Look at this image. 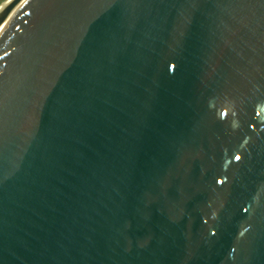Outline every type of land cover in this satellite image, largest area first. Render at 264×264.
<instances>
[{"label": "water", "instance_id": "1", "mask_svg": "<svg viewBox=\"0 0 264 264\" xmlns=\"http://www.w3.org/2000/svg\"><path fill=\"white\" fill-rule=\"evenodd\" d=\"M0 264H264V0L3 9Z\"/></svg>", "mask_w": 264, "mask_h": 264}, {"label": "bare ground", "instance_id": "2", "mask_svg": "<svg viewBox=\"0 0 264 264\" xmlns=\"http://www.w3.org/2000/svg\"><path fill=\"white\" fill-rule=\"evenodd\" d=\"M16 0H6L5 2L0 4V12L5 9L6 7H8L9 5H11L13 2H15Z\"/></svg>", "mask_w": 264, "mask_h": 264}, {"label": "rangeland", "instance_id": "3", "mask_svg": "<svg viewBox=\"0 0 264 264\" xmlns=\"http://www.w3.org/2000/svg\"><path fill=\"white\" fill-rule=\"evenodd\" d=\"M4 1H6V0H0V4L3 3Z\"/></svg>", "mask_w": 264, "mask_h": 264}, {"label": "snow or ice", "instance_id": "4", "mask_svg": "<svg viewBox=\"0 0 264 264\" xmlns=\"http://www.w3.org/2000/svg\"><path fill=\"white\" fill-rule=\"evenodd\" d=\"M237 159H239V157H237Z\"/></svg>", "mask_w": 264, "mask_h": 264}]
</instances>
